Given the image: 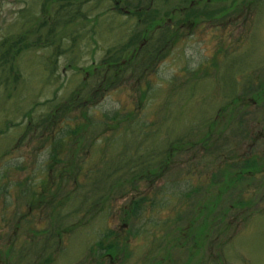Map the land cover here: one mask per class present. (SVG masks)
Returning <instances> with one entry per match:
<instances>
[{"label":"rangeland","instance_id":"374dc122","mask_svg":"<svg viewBox=\"0 0 264 264\" xmlns=\"http://www.w3.org/2000/svg\"><path fill=\"white\" fill-rule=\"evenodd\" d=\"M0 264H264V0H0Z\"/></svg>","mask_w":264,"mask_h":264},{"label":"trees","instance_id":"16d2710c","mask_svg":"<svg viewBox=\"0 0 264 264\" xmlns=\"http://www.w3.org/2000/svg\"><path fill=\"white\" fill-rule=\"evenodd\" d=\"M154 26V25H153ZM59 155L57 154V153H55V155H54V159L55 160H57V157H58ZM253 165V164H252ZM252 166L251 165H249V164H245L244 165V167H242V169H248V168H251ZM110 251H112V249L110 250Z\"/></svg>","mask_w":264,"mask_h":264},{"label":"flooded vegetation","instance_id":"af4514ba","mask_svg":"<svg viewBox=\"0 0 264 264\" xmlns=\"http://www.w3.org/2000/svg\"><path fill=\"white\" fill-rule=\"evenodd\" d=\"M191 8L195 5V3L194 2H192L191 4ZM223 20V22L226 20V19H222Z\"/></svg>","mask_w":264,"mask_h":264},{"label":"bare ground","instance_id":"6f19581e","mask_svg":"<svg viewBox=\"0 0 264 264\" xmlns=\"http://www.w3.org/2000/svg\"><path fill=\"white\" fill-rule=\"evenodd\" d=\"M189 7H191V5Z\"/></svg>","mask_w":264,"mask_h":264}]
</instances>
